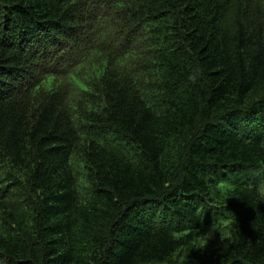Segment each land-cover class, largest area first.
Segmentation results:
<instances>
[{
    "label": "trees",
    "instance_id": "16d2710c",
    "mask_svg": "<svg viewBox=\"0 0 264 264\" xmlns=\"http://www.w3.org/2000/svg\"><path fill=\"white\" fill-rule=\"evenodd\" d=\"M0 264H264V0H0Z\"/></svg>",
    "mask_w": 264,
    "mask_h": 264
}]
</instances>
